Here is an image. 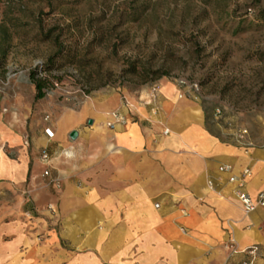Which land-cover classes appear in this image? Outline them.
Masks as SVG:
<instances>
[{
    "label": "crops",
    "instance_id": "crops-1",
    "mask_svg": "<svg viewBox=\"0 0 264 264\" xmlns=\"http://www.w3.org/2000/svg\"><path fill=\"white\" fill-rule=\"evenodd\" d=\"M240 184L264 191V121L207 120L175 87L45 112L0 100V264H221L254 245L264 264V209L243 213Z\"/></svg>",
    "mask_w": 264,
    "mask_h": 264
},
{
    "label": "rangeland",
    "instance_id": "rangeland-1",
    "mask_svg": "<svg viewBox=\"0 0 264 264\" xmlns=\"http://www.w3.org/2000/svg\"><path fill=\"white\" fill-rule=\"evenodd\" d=\"M263 14L264 0H0V100L45 112L112 93L151 97L168 86L207 120L259 127ZM50 30L56 39H46ZM47 65L61 82L34 102L29 73ZM131 66L163 76L142 83Z\"/></svg>",
    "mask_w": 264,
    "mask_h": 264
},
{
    "label": "built area",
    "instance_id": "built-area-1",
    "mask_svg": "<svg viewBox=\"0 0 264 264\" xmlns=\"http://www.w3.org/2000/svg\"><path fill=\"white\" fill-rule=\"evenodd\" d=\"M217 114H220L219 112H217ZM113 117L115 119L116 123L119 124H125L126 120L121 117L118 113H114ZM165 133H167L165 131ZM246 131H242L241 133H239L237 135V139L239 141H244L245 140V135H246ZM46 156H43V159L46 160ZM230 169L229 166H222L220 167L221 171H228ZM243 175L246 177L249 175V170H245L243 172ZM230 182H233L234 179L230 178L229 179ZM211 186V183L209 184ZM242 185H238V189L235 191V195L236 198L238 200V202L241 205V209L243 211V213L245 214H250L252 212H254L256 209L258 208H263L264 209V191L260 192L257 196L255 197H250L249 195H247L246 193H244L241 190ZM264 227V224H263ZM237 255H242V259L240 260V262L238 264H257V260L259 258V248L258 246H250L242 251L237 250L236 248L231 249V252L228 255V258L226 259L225 263H221V264H232L230 261Z\"/></svg>",
    "mask_w": 264,
    "mask_h": 264
},
{
    "label": "trees",
    "instance_id": "trees-1",
    "mask_svg": "<svg viewBox=\"0 0 264 264\" xmlns=\"http://www.w3.org/2000/svg\"><path fill=\"white\" fill-rule=\"evenodd\" d=\"M261 18L264 19V14L263 16H261ZM3 33H6L7 35V32L5 30ZM52 33V30L47 32L46 39H56V37L52 36ZM39 69L40 71H38L37 69L32 70L29 73L28 77L30 84L34 87L35 90L34 102L42 100L45 97L46 91L48 89L56 87L61 82V79L59 77L51 73V69L48 65ZM128 72L131 75H139V73L143 75V77L141 78L142 83H146L147 81L154 82L159 80L163 76V74H158V72H153L147 69H141L138 71L137 68H134V66L128 68Z\"/></svg>",
    "mask_w": 264,
    "mask_h": 264
},
{
    "label": "water",
    "instance_id": "water-1",
    "mask_svg": "<svg viewBox=\"0 0 264 264\" xmlns=\"http://www.w3.org/2000/svg\"><path fill=\"white\" fill-rule=\"evenodd\" d=\"M88 125H91L92 124V121L91 120H88L87 122ZM78 136V133L76 131H72L70 134H69V138L71 140H75Z\"/></svg>",
    "mask_w": 264,
    "mask_h": 264
},
{
    "label": "clouds",
    "instance_id": "clouds-1",
    "mask_svg": "<svg viewBox=\"0 0 264 264\" xmlns=\"http://www.w3.org/2000/svg\"><path fill=\"white\" fill-rule=\"evenodd\" d=\"M64 154H65L66 156H69V157H71V156L74 155V153H73L72 151H66Z\"/></svg>",
    "mask_w": 264,
    "mask_h": 264
}]
</instances>
